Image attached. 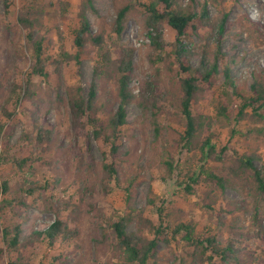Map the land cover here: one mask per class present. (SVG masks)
Returning <instances> with one entry per match:
<instances>
[{"label": "rangeland", "instance_id": "obj_1", "mask_svg": "<svg viewBox=\"0 0 264 264\" xmlns=\"http://www.w3.org/2000/svg\"><path fill=\"white\" fill-rule=\"evenodd\" d=\"M10 14H6L5 0H0V106L10 95L11 82L24 85L28 72L33 66L32 52L26 47V33L17 25V16L21 8L28 3L40 6L43 15L41 25L35 29L36 35L47 34L50 39L48 54L57 56L61 48L70 53L75 52V32L79 26V13L82 11L83 0H11ZM116 1L122 0H93L97 13L91 9L86 15L93 33L104 32L110 42L114 37L113 23L116 19ZM148 2L151 0H141ZM209 1L211 17L219 18L224 13L229 15L225 37L222 43V57L220 59L221 76L217 82V96L223 89L225 78L223 70L230 64L232 74L237 85L243 92H249L255 77L264 76V0H196L194 7L200 10L203 3ZM184 7L190 5L191 0H180ZM63 5L66 6L64 12ZM165 39L174 42L175 33L165 29ZM183 40L190 44L196 52L192 59V66L197 67L200 61L198 54L202 49L214 56L216 47L214 41L210 45L202 41L197 35L188 32ZM121 42L134 49V76L131 90L136 96L144 83L154 76L155 68L151 64L150 55L153 53L147 31L138 14L131 15L126 21V28ZM19 53V68L12 67L10 56ZM92 45L88 44L80 65L66 63L59 74L55 73V66L49 67L51 78L46 80L34 77L32 80L33 100L49 111L46 128L53 131L52 145H44L36 152L30 146L24 134H36V126L32 115L33 103L30 99L22 101L20 112L5 129L11 133L8 146L5 138L0 139V185L4 179H11L13 184L29 180L39 185L49 183V197L66 201L69 210L75 211L79 219L80 233L70 244L57 245L47 248L44 245L30 248V256L34 263L57 264H126L123 253L116 247L115 239L110 228L118 217L126 214L132 208L144 209L146 215L158 220L156 206L149 204L150 197L167 199L169 202V224L175 226L178 221L191 222L200 236H216L222 245L236 242L238 260L219 264H264V231L259 232L264 225V197L256 190L252 183L244 178L235 179L228 183L224 190H214L204 182L195 186L193 193L184 191L183 187L189 183V175L197 169L200 156L185 152L180 156V182L173 190L166 179L168 174L164 162L168 160L167 141L173 140L175 131L184 130V120L178 109L176 97L169 98L166 108L160 115L164 130V137L157 140L151 124L152 114L142 110L136 102L127 108L128 123L122 128L120 146L123 153H127L120 161V184H113V191L104 195L99 187V177L105 161L104 152L109 148L102 140L92 139L91 154L95 164L91 167H81L79 159L72 149L75 143L71 134L67 90L71 86L81 84L87 91L93 76L97 55ZM19 95L24 90L18 89ZM17 93L13 97L17 96ZM116 83L108 73L101 76L99 81L98 106L102 119L118 107L116 100ZM61 97L63 100H59ZM217 98L208 103H202L200 112L211 117L216 143L219 148L227 145L231 156L256 151L261 160L257 166L264 165V137L256 135L247 137L246 132L250 123H237L233 118L235 105L230 108L232 117L224 119L217 116ZM0 119L6 122L0 112ZM32 156V162L19 171L14 164H10L11 157L24 158ZM212 170L217 174L228 176L230 170L220 162L211 163ZM179 173V172H178ZM136 180L137 185L131 192L132 200L127 202V187L130 181ZM92 188L93 202L96 208L88 204L87 188ZM32 209L23 226V238L35 229H47L55 220V214L43 211V201L30 197ZM213 205V209L209 206ZM229 205H239L241 210L234 214L227 212ZM225 212L218 215L219 212ZM0 215H9L0 211ZM258 215L259 224H255ZM10 221L11 219L8 218ZM132 224L129 231H135ZM0 247H4L0 230ZM237 249V248H236ZM160 260L163 264H195L194 247L184 241L166 245L159 244ZM0 264H7L1 259ZM201 264V263H200Z\"/></svg>", "mask_w": 264, "mask_h": 264}, {"label": "trees", "instance_id": "obj_2", "mask_svg": "<svg viewBox=\"0 0 264 264\" xmlns=\"http://www.w3.org/2000/svg\"><path fill=\"white\" fill-rule=\"evenodd\" d=\"M215 1V0H214ZM228 0H220L219 2ZM236 1V0H232ZM11 0H5L6 14H10ZM196 0H191L187 7L182 6L180 0H141L116 1V19L112 32L114 37L109 42L104 32L93 33L91 24L86 15V10L91 9L97 13L93 0H83L82 11L79 13V26L75 32V52L70 53L66 48H61L59 55L48 54L50 39L47 34L36 35L35 29L41 25L40 18L43 15L40 6L36 3L24 5L17 16V25L25 35L26 47L32 52L33 66L28 72L24 85L11 82L10 95L0 106L2 116L6 122L0 119V139L5 138V144L11 138V133L6 132L8 122L12 121L20 112L24 99H30L33 103L32 115L36 126V134L30 136L25 133V139L36 152L44 145H52L53 131L46 128L49 111L43 110L40 103L33 100L32 80L41 77L46 80L51 78L50 66H55V73L59 74L66 63L80 65L88 44L92 45L97 55L92 80L86 91L79 84L71 86L67 90V103L71 123L72 139L75 147L72 149L75 157L79 159L81 167L91 168L94 157L91 154L92 139L102 140L109 148L104 152V163L99 177V187L104 195L113 191V184H120V161L124 160L127 153L121 151L120 138L122 128L127 125V108L136 102L138 106L152 114L151 124L157 140L164 137L165 127L162 126L160 115L166 108L169 98L176 97L178 109L184 120V130L175 131L173 140L167 141L168 160L164 162L168 178L166 179L170 189L183 186L180 182V156L185 153H194L200 156L197 169L189 175V183L184 191L193 193L195 186L202 182L210 185L214 190H224L232 178H244L252 183L256 190L264 197V165L257 166L261 160L260 155L253 151L231 156L227 145L222 148L216 143L211 117L200 112L202 103H208L217 98V116L224 119L232 117L230 108L235 105L233 118L237 123L247 121L250 126L246 132H241L247 137H264V76L255 77L249 92H243L232 74V67L228 64L223 70L225 78L222 91L217 96V82L221 76L220 59L222 57V43L225 37L229 15L224 13L219 18L211 17L209 1L202 4L200 10L194 7ZM64 12L67 10L63 5ZM138 14L143 22L150 40L153 53L150 61L155 68L154 76L149 78L136 96L131 90L134 76V49L123 44L126 21ZM170 28L175 33L174 42L168 43L165 39V29ZM192 32L202 41L210 45L215 43L214 56L208 48L202 49L198 54L200 61L197 67L191 62L196 52L183 38ZM12 67L18 70L19 53L11 54ZM108 73L116 83V100L118 107L109 113L106 119L101 117V109L98 106L99 81L102 75ZM23 89L24 94H18V89ZM17 93L16 97H13ZM59 100H63L58 97ZM33 160L32 156L24 158L11 157L10 164H14L19 171H23ZM220 162L230 170L228 176L217 174L212 170L211 163ZM179 172V173H178ZM136 180L130 181L127 187V202L132 200L131 192L136 187ZM49 183L39 185L36 182L25 180L13 184L11 179H4L0 185V211L9 215H0V230L4 247H0V260H7V264H36L30 256V248L44 245L47 248H55L57 245L70 244L80 233L79 219L75 211L69 210V204L61 199L49 197ZM88 204L92 209L96 208L93 202L94 191L87 188ZM30 197L43 201V211L55 214V220L47 229H35L27 237L23 238V226L28 219V213L33 208L29 202ZM149 204L156 206L158 220L154 221L146 215L144 209H130L126 214L110 224L116 247L123 253L126 264H163L160 260L159 244L163 242L171 245L184 241L194 247L195 264H219L232 260H238V248L236 242H228L222 245L216 236H200L191 222L180 220L175 226L169 224L171 212L167 199L149 198ZM213 209V205L209 206ZM239 205H229L231 214L241 210ZM225 212L222 210L218 213ZM8 218L11 220L9 221ZM135 224V231H129V227ZM255 224H259L258 215L255 216ZM264 231L262 225L259 232ZM264 243V241H263ZM237 248V249H236ZM37 264H44L39 262ZM57 264H69L60 262Z\"/></svg>", "mask_w": 264, "mask_h": 264}]
</instances>
